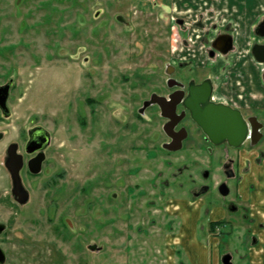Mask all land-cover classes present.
<instances>
[{"label": "rangeland", "instance_id": "obj_1", "mask_svg": "<svg viewBox=\"0 0 264 264\" xmlns=\"http://www.w3.org/2000/svg\"><path fill=\"white\" fill-rule=\"evenodd\" d=\"M8 1L11 8L7 4L0 10V29L15 28L24 19L33 39L32 47L17 51L13 59L26 92L20 103L52 131L53 145L30 203L46 211L35 214L37 223L24 222L22 214L17 218L15 227L24 234L19 238L10 231L5 264H197L201 256L209 264H221L226 253L234 264H244L243 256L254 245V224L264 223V208L244 200L238 182L232 186L241 196L237 211L223 209L226 203L220 204L211 190L199 197L192 191L220 180L223 162L231 159L243 178L256 154L257 163L264 158V139L254 148L221 144L210 152L203 134L192 127L185 147L170 152L163 147L168 140L164 119L137 117L142 99L162 86L167 51L181 29L171 28L176 14L168 0ZM194 2L180 4L182 17L197 19L199 5ZM187 33L191 48L179 55L214 61L221 73L218 94L229 93L240 106L254 104L264 122V63L250 50L256 34L250 32L247 44L245 38L236 39L234 51L210 59L212 35ZM143 76L159 80L143 82ZM236 79L240 84L233 83ZM232 86L237 92L229 91ZM89 92L97 98L96 112L90 114L86 106L79 113ZM83 120L86 125L80 124ZM205 169L210 170L209 180ZM47 179H54L48 195L64 184L61 208L52 221L49 207L57 201L55 195H45ZM3 183L0 177V188ZM263 188L261 184L259 197L264 198ZM211 221H219L216 230Z\"/></svg>", "mask_w": 264, "mask_h": 264}, {"label": "flooded vegetation", "instance_id": "obj_2", "mask_svg": "<svg viewBox=\"0 0 264 264\" xmlns=\"http://www.w3.org/2000/svg\"><path fill=\"white\" fill-rule=\"evenodd\" d=\"M17 1L19 2V0ZM21 1L24 0H20V2ZM11 3L12 2L8 0H0V10H5L7 8V4H10V9ZM13 4L17 9L19 4L17 2H13ZM117 19L123 24H128L127 20H125L124 17L121 15H118ZM180 20V18H173V22H178ZM262 21H264V17L259 20V22L254 28V33L256 34V36L255 40L250 45L251 51L254 44H264V36H260L257 33V29L258 31H264V22ZM27 24V21L21 19L15 26V28L12 27L8 29H0V168H3V172L0 173V177L2 182H4L0 188V247L5 252L6 260L7 256H9V251L8 248L5 246V241L9 238L10 231L12 230L15 235H18V237L19 235L24 234L22 232V228L15 227L17 218L20 217V215L22 214L24 222L37 223V216L35 214L37 212L42 214L46 211V209L44 210L43 207H39V209L36 210V208L30 206V203L32 204L31 201L34 197V192L40 187V182L37 178L41 175L42 172L46 170L47 162L50 160L49 153L51 152V147L53 145L52 131H50L47 126H45L42 122H39L38 119L34 118L33 113L30 112L31 114L29 113L28 115L27 104L20 103V101H23L22 97L23 95H26V92L23 91L22 80L18 76L20 74L17 66L18 63L15 62L13 59L17 57L15 56V53H17V51L24 52V50L31 48L33 45L32 32L29 28H27ZM184 34L180 35V37H182L181 42L183 43H185L187 40V37H184ZM219 34H217L215 38ZM215 38H212L210 40L207 49V54L210 59H214L217 55H228L229 53L235 50V38L234 48L228 54H223L220 51L215 50L212 46V43ZM173 46L174 44H171V50L167 51V53L169 52L170 55L167 57L168 60L164 64V67L162 69V86L153 89L148 96H145L142 99L141 104L136 108V111L140 114V117H137L140 120H144L148 115L150 116V119L154 118L158 120V118H163L164 130V125L171 119L163 115V108L160 101L152 99L153 95L164 97L165 110L173 113L174 115L173 120L176 123V125L174 126V131H187L188 135L183 141L182 148L185 147L187 140H189V138L191 137V128L193 127L197 132H201L203 134L205 142L209 143L208 145L212 147H210L209 150L211 152L215 146L221 144L216 145L207 138L202 128L193 119L191 109V107H195L197 104L196 97H198L199 94L201 96L204 95L205 93H207L208 88H210V101L215 103H225L234 108L240 109L249 122L250 132L253 126L250 123L249 119L254 116L258 118V121L255 120V126H258L261 123L260 130L257 131L253 136L249 135L248 139L245 143H243V145L248 143L251 148H254L255 146L261 144L264 139V122L259 117V114L255 112L258 111L257 107H255L254 104H249L247 106L242 105V107L237 103L233 102V99L230 97L229 93H220L221 95L218 94L219 86L217 82L219 78L218 73L220 71H217L215 69V62H197L192 58H188L186 55H179L182 51H173ZM46 58H48V53L46 55ZM223 67L224 66H222L221 68V72H223ZM231 72L235 73L234 70H231L229 73ZM92 73V70L88 72V74L90 75ZM228 76L229 74L226 75L227 80H229ZM19 79L21 81H19ZM154 79V77L152 78L145 76L141 78L143 82H150ZM155 80L158 81L159 76L156 77ZM228 82H230V80ZM222 83L224 84V82ZM233 83L235 85L240 84V79H236ZM229 84L230 83H228V85ZM234 86L229 88V91L231 89L232 93H235L238 90L237 87ZM238 96L239 95H236V97ZM96 99L97 98H94L91 92H89V95L85 99V102L79 109H77V111L79 113L81 111L85 112L86 106H88L89 113L95 114V104L97 102ZM146 101H149L147 103V106H145ZM186 102L191 107L188 106ZM24 105L26 112H23ZM21 106L23 107L19 110ZM56 121L57 123H63L59 121L58 118H56ZM80 124L86 125V122L83 120L80 122ZM259 132L263 134L260 139L258 137V135L260 134ZM166 135L168 136V140L166 142L171 141L172 138L167 133ZM222 144H227L228 146L232 147V145H230L228 142H224ZM261 154L263 155L264 152H261ZM39 157L43 158V161L41 163V170L38 173H35L32 171V166L36 168L39 165L37 160H35ZM31 161L33 163H31ZM222 166V177L220 180H214L213 183L204 182L201 184L199 189L192 192L199 197L202 194H205L211 190L213 193H215L217 201H219L220 204H223L224 202L226 203L223 204V209L229 208L233 211H237L239 209L238 201L241 200V196L239 193H237L235 184L234 187L232 186L234 182L240 183L242 178L235 169V160L231 159L229 162H223ZM239 167L240 165L237 166V168ZM16 170L20 175L22 184L17 182V185L14 180L13 171ZM206 170L209 171V175L207 177H204H206V180H209V178L211 177L210 170L205 169L204 172ZM59 177L63 178L64 174H59ZM49 181L53 182L54 179L44 180L43 187H47L45 195H48V187L52 185V182L49 183ZM223 183H226L229 187V193L226 195L222 194L220 190V187ZM62 186V188H57L55 190L51 189L52 194L49 193V195L46 196L49 198L50 196L55 195L57 201L55 205L49 207L50 211L48 219L50 221L53 220L55 212L59 208H61L60 202L63 199L64 195V184H62ZM204 186H208V190L204 193H200V190ZM22 197L27 198V202L22 203L20 201ZM233 207H236V209L234 210ZM246 216L247 215L245 214V217ZM53 230L57 234L58 231L56 230L55 226H53ZM251 235L253 236L254 245L261 240L259 239L258 235L254 233L252 234V232ZM5 263L6 261L0 264Z\"/></svg>", "mask_w": 264, "mask_h": 264}, {"label": "crops", "instance_id": "obj_3", "mask_svg": "<svg viewBox=\"0 0 264 264\" xmlns=\"http://www.w3.org/2000/svg\"><path fill=\"white\" fill-rule=\"evenodd\" d=\"M187 1L190 0H168L169 6L171 7L170 11L174 7L172 13L176 14L175 16L173 15L172 18L185 19V23L188 24L185 26V23H180L182 34L189 33L190 31L202 30L204 34L215 37L221 32L230 33L235 38V41L238 38V40H240V38H245L244 41L245 44H247V38L250 36V32H254L256 24L264 17V0H260L259 4L256 3L257 0H199V2L191 0L194 2L193 6L195 4L199 5L197 11H200L202 15L198 14L195 20L187 16L184 18L182 17V11L179 6ZM191 8L193 9L192 6ZM202 8L205 9V12L201 10ZM220 13H222V15ZM223 14L225 16H223ZM258 156L259 154H256L254 158L256 164L254 163L251 170L247 174H244L241 179L239 191L241 192L242 189L244 190V195L242 194L244 200L249 199L252 203H255V205L256 203L258 205L261 204L264 208V198L259 197V191L262 190L260 189L261 184L264 186V158H259L260 160H258V163L263 162L258 164ZM253 231L260 236L259 238L261 240L251 247V252L247 256H243V260L246 261L244 264H264V223L255 222ZM206 258L207 256H201L197 264H209V259L207 260Z\"/></svg>", "mask_w": 264, "mask_h": 264}, {"label": "water", "instance_id": "obj_4", "mask_svg": "<svg viewBox=\"0 0 264 264\" xmlns=\"http://www.w3.org/2000/svg\"><path fill=\"white\" fill-rule=\"evenodd\" d=\"M257 33L260 36H264V31H258L257 29ZM212 46L215 50H218L223 54H228L234 48V38L230 33H221L215 38L212 43ZM252 54L258 62L264 63V44H254V46L252 47ZM152 99L160 101L163 108V115L171 119L164 125V130L172 139L171 141L164 143L163 147L171 151H177L182 149L183 141L188 135L187 131H174V126L176 125L173 120L174 115L173 113L165 110L164 97L153 95ZM148 102L149 101L145 102V106H147ZM196 103L197 104L195 107H191L187 103V105L190 106L192 109V117L196 121V123L202 128L207 138L216 145L228 142L232 146L239 147L246 142L249 135L253 136L261 128V123L258 126H255V120L258 121V118L256 116L251 117L249 121L253 127L250 132L249 122L240 109L234 108L225 103H215L210 101V88H208L207 93H205L204 95L201 96L199 94V96L196 97ZM259 133L260 134L258 135V137L260 139L263 134L261 132ZM35 160H37L39 165L36 168L32 166V171L38 173L41 170V163L43 161V158L39 157ZM31 163L33 162L31 161ZM208 175L209 171L206 170L204 172V176L207 177ZM13 176L16 183L18 182L22 184L20 175L17 170L13 171ZM207 190L208 186H204L200 190V193H204ZM220 190L224 195L229 193V187L226 183H223L221 185ZM27 200V198L22 197L20 201L22 203H25L27 202ZM233 209L235 210L236 207H233ZM91 247L94 250L96 248L98 250L101 249V247H96V245H92ZM232 257L233 256L230 253H226L222 258V264H233ZM5 261V252L0 247V263H4Z\"/></svg>", "mask_w": 264, "mask_h": 264}, {"label": "built area", "instance_id": "obj_5", "mask_svg": "<svg viewBox=\"0 0 264 264\" xmlns=\"http://www.w3.org/2000/svg\"><path fill=\"white\" fill-rule=\"evenodd\" d=\"M176 28V29H175ZM173 30H177V27L174 25L173 26ZM178 31V30H177ZM176 35H178V36H176L177 38H174L173 40L175 41L173 44H174V46H173V51H175L176 52V50H179V51H182V50H185V48H187V46L189 47V49L191 48V44H190V41L192 40V38L191 37H189L188 39H187V42H185V43H183V42H181V37H180V32L178 31V32H176L175 33ZM188 49V48H187Z\"/></svg>", "mask_w": 264, "mask_h": 264}, {"label": "trees", "instance_id": "obj_6", "mask_svg": "<svg viewBox=\"0 0 264 264\" xmlns=\"http://www.w3.org/2000/svg\"><path fill=\"white\" fill-rule=\"evenodd\" d=\"M218 225H219V221H211V228L213 230H216Z\"/></svg>", "mask_w": 264, "mask_h": 264}]
</instances>
